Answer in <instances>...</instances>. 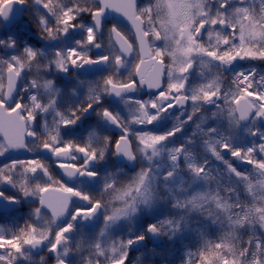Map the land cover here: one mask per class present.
I'll use <instances>...</instances> for the list:
<instances>
[{"label":"snow or ice","instance_id":"snow-or-ice-1","mask_svg":"<svg viewBox=\"0 0 264 264\" xmlns=\"http://www.w3.org/2000/svg\"><path fill=\"white\" fill-rule=\"evenodd\" d=\"M256 2L259 8L255 6ZM27 3L28 0H0V24L11 23L14 6L20 5L23 11ZM33 3L38 6L37 24L45 40L60 39L69 34L70 29L77 28L83 33V38L75 41V47L54 49L51 57L44 49L28 44L18 54H12L7 59L0 57V132L3 133L0 155L9 149L32 151L33 148L25 141V137H31L35 148L49 151L57 160H80L79 166L72 162H60L58 167L63 170L64 176L69 179L88 178L100 184L101 188L97 196L68 186L62 179L53 176L49 166L37 158L12 160L0 167V184L10 185L20 198L29 203L34 202L32 198H38V206L31 210L30 216L44 220L42 226L26 222L18 232L0 226V249L7 250L0 252V264H17L19 258L31 264V250L40 246L47 247L49 252L55 254L56 264H72L73 252L81 256V264H101L100 257H104V264H156L158 257L160 264H173L167 249H148L146 239L152 241L167 237L173 241L189 230V218L193 213L203 215L205 212L211 224L219 227V235L216 239H210L205 230L207 225L195 230L199 246L195 252L186 249L181 264H193L194 260H198L199 264H264V129L253 127L264 120V75L257 80L254 69L248 73L236 71L231 80L234 90L230 88L221 95L220 87L223 72L230 71L234 66L233 61L238 58L264 61V0H254L253 3L249 0H155V3L145 6L138 4L137 0H72V6H54L52 0H33ZM41 8L55 17V27L50 26L48 15L40 11ZM109 9L131 22L135 39L112 26L107 29V50L90 55L91 49L104 48L100 36L105 29L104 19ZM84 13L91 18L89 25L78 22ZM228 29L232 31L228 32ZM205 34L209 37L215 34V44L206 46L201 39ZM161 39L164 46L156 47L155 41ZM137 45L135 60L129 64L127 57L136 51ZM0 46L14 51L19 48L12 37L0 40ZM165 56L171 61L167 66L164 64ZM204 57L209 58V63L219 62L215 64L217 74L199 87L187 88L190 69L197 59L203 62ZM149 61L154 66V72L146 78L141 65ZM34 63L36 77L21 87L20 82L27 72L32 71ZM96 65L105 66L110 74L102 82L79 81V84H87L88 87L85 100L71 106L67 114L56 111L59 100L55 96L50 95L48 103L42 101L38 94L41 88L56 94L60 90L54 88L52 80L41 83V72L46 73L54 68L58 72L69 73L70 69ZM122 69H127L126 76ZM165 75L166 88L162 87V77ZM145 86L160 90L149 100L131 101L138 114H130V118L110 111L101 103L105 96L114 95L127 106L128 94ZM34 89L36 93H33ZM220 99L223 105L217 103ZM189 101L191 111L187 121L201 112L204 104L216 106L212 117L226 115L228 119L233 134L227 136L215 135L218 132L215 127L202 128L200 123L196 124V129L208 137L204 141L206 150L226 165L225 171L230 181L226 185H221V177L212 176L207 161L198 162L185 144L165 147V142L180 132L187 121L177 117L178 123L166 134L135 132L131 127L133 124L151 125L169 109L174 106L183 109ZM90 110H94L104 124L120 129L118 138L113 139L96 126L89 131L88 140L82 143H77L75 139L64 140L61 132L76 125ZM49 111H53L58 119L54 118L51 125L45 120L41 126L43 133H38L32 127V122H38V117ZM241 127L247 134L258 136L260 142L247 147L234 146L235 131ZM41 135H46L47 139L36 144ZM192 142L191 139L187 141ZM223 150L230 152L237 160L252 165V172L245 174L238 171L224 159ZM165 152L168 168L162 171L155 159ZM109 155L129 163L140 159L147 161V165L142 164L140 170L126 181L121 179L123 168L106 171L101 176L96 170L97 166ZM182 159L191 174V184L202 181L208 185L216 181L217 189L208 188L188 194L191 185L186 187L179 175ZM17 169L21 170L20 180L13 175ZM36 177L39 179L33 182ZM221 186L226 193L224 196L220 195ZM241 186L251 197L250 200L241 199ZM162 189L166 194H162ZM105 194L111 195L112 199L105 200ZM74 197L88 206L73 207ZM169 200L171 207L179 210L177 215L148 223L139 232H133L129 227L127 239L113 240L110 245L102 244L99 238L91 241L81 239L74 246L68 242V234L74 232L78 220H91L98 214L102 215L103 228L99 236L103 237L108 229L121 221L131 226L138 215L151 212L161 201ZM0 201L6 202L5 207L20 203V199L7 196L3 191H0ZM113 201L119 202V206H113ZM209 203L214 204L218 211L206 209L205 205ZM46 209L50 210V216L46 214ZM59 220H63V223H57ZM241 232L247 233V240L241 238ZM141 248L145 250L140 251L134 261L130 260V250ZM84 251L88 252V257L82 255ZM44 260L42 256L39 264H44Z\"/></svg>","mask_w":264,"mask_h":264},{"label":"flooded vegetation","instance_id":"flooded-vegetation-1","mask_svg":"<svg viewBox=\"0 0 264 264\" xmlns=\"http://www.w3.org/2000/svg\"><path fill=\"white\" fill-rule=\"evenodd\" d=\"M150 3H155V0H140L139 4L141 6L149 5ZM34 10L29 9L28 15L29 18L22 19L18 21L15 26L5 32L11 33V37L16 40L17 44L19 45V48L17 50H12L11 49V55L12 54H18L22 52V47L25 44H28L30 46H33L35 48H40L44 49L45 51L48 52L49 57L52 56L53 50L54 49H59L61 47L67 48V47H75V41L80 40L83 38V33L79 28L77 29H70L69 34H65L64 37L57 39V40H52L48 41L43 38L44 34L41 32L40 27L37 24V19H36V11L38 9L37 5H34ZM213 7H215V3H213ZM40 11L44 12V10L41 8L39 9ZM47 14V12H44ZM48 15V14H47ZM107 14H105V29L103 30L102 36H100V40L102 44L104 45V48L97 50L95 48L91 49L90 55L94 54H99L101 51H106L108 48V32L107 29L116 26L118 29L121 31L127 33L130 35L131 39H135L134 33L135 29L133 28L131 22L127 20L125 17H123L120 13H117V15L111 16V17H106ZM50 20V26L55 27V18H49ZM125 19V20H124ZM79 23L89 25L91 23V18L89 15H83L80 16ZM164 42V41H163ZM155 46L156 47H163L164 43L159 42V40L155 41ZM117 48L119 45L116 46ZM138 51V45L136 51H134L130 56L127 57L129 59V64L133 63L135 60V56ZM7 59V57H4ZM206 58V57H205ZM147 59V58H146ZM170 58L168 56L164 57V64L167 66L170 63ZM41 64L44 63V61H40ZM257 62H254V65H256ZM210 63L208 60H201L197 59L193 65V68L190 69L189 72V78L188 81L186 82V87L191 89V88H196L199 87L200 85H203L207 83L215 74L211 73V68ZM242 67L239 65L237 66V69L234 71H239L241 70ZM123 75H127V69L121 70ZM141 71L142 73L145 74L146 78L151 76L154 72V66L152 63L149 61L145 63L144 65H141ZM233 72V73H234ZM233 73L227 74L226 72H223L222 74V79L220 81V87L221 91L226 90V85L228 83H231V77ZM110 74V70L106 69L105 66L103 65H96V66H85L82 69H70L69 73H63V72H58L54 68L48 72H41L40 73V78H41V83H43V80H52L53 85L55 89H59L60 92L59 94H56L55 92H51L48 89L41 88L39 90V95L42 98V101L44 103H48V99L50 95L55 96L59 100V107L56 109V111L59 112H64L67 114V110L73 106L78 104L80 101L85 100V94L88 91L87 84L81 85L79 84V81H86V82H102L103 78L106 77L107 75ZM36 77V69H35V63L33 64V69L31 72H27V75L24 77V79L20 82V86L24 87L27 85V83L32 79ZM137 80H139V77H136ZM6 83V80H5ZM167 86V76L165 75L162 77V87L166 88ZM73 89H75V95L73 94ZM160 89H148L146 86L138 88L135 92L129 93L128 94V99H129V104L126 106L124 103L121 102V100L114 95H108L105 96L101 103L103 106L108 107L110 111L114 112H119L123 117H129L130 114H138L136 113V106L134 103L131 101H134L136 99L139 100H149L151 98H154ZM33 93H36V90H32ZM27 103V101H25ZM223 105V104H222ZM211 104H204L203 107L201 108V112H198L195 117L191 121H187V116L188 113L191 111V101H189L184 108H180L179 106H174L172 109H169L167 113H164L161 115V118L157 121H154L153 124L151 125H137L133 124L131 125L133 131L135 132H144L148 131L153 134H166L167 131H169L175 123H178L177 117H179L180 120L187 121L184 126L185 131L182 134L176 133L175 136L170 137L168 141L165 142V147L166 148H171L174 146H179L181 144H184L183 142H179V138L182 137L183 135L185 136L186 139H189L190 136L193 135V133H201L198 129H196V124L200 123L202 128H209L210 124L211 127L219 128V125L222 123L224 126V131H225V119H222L223 117H219L217 120L212 119L211 113L215 112L216 106L213 105L210 107ZM26 115V113H25ZM202 117H205L206 119H202ZM218 117V116H217ZM55 119H58V117H55V113L53 111H49L47 114H41L40 117H38V122H32V127L36 128L38 133H43V128L41 127L44 123L45 120L48 121L49 125L52 124V122ZM96 126L101 127L104 130V133L106 135L111 136L113 139L118 138V136L121 134V130L116 128L115 126H109L104 124L102 121L99 120V118L96 116L94 110H90L88 113H86L84 116L81 117V120L77 122L76 125H71L67 129H64L61 132V135L64 140H69V139H75L77 143H82L86 140H88L89 137V131ZM63 128V126H61ZM202 134V133H201ZM200 139H203V137L199 136ZM44 139H47L46 135H41L39 140H36L35 143L39 144L41 141ZM134 139V138H133ZM29 147H32L33 150L30 151V155L28 156H23V157H16L12 156L10 154L11 149L6 151L3 155H0V167H2L5 164H9L12 160H27V159H41L42 162H44L46 165L49 166V169L53 176H55L57 179H62L63 182H65L68 186L75 187L78 189H81L83 191L93 193L95 195L100 194V188L101 185L89 180L88 178L84 177H78V178H73L69 179L67 176H64L63 170L59 169L58 164L60 162H72L76 163L77 166H79L80 160L77 161H64V160H57L56 157L52 156V154L42 148H35V144L33 143V140H31L28 143ZM78 156H82V154H77ZM123 159L117 158L114 156L109 155L108 158L105 161H100L98 166H97V171L99 175H103L106 171H114L116 168H123L124 173L129 176L130 170L128 167L123 163ZM125 160V159H124ZM157 162L160 163L161 165H167L168 166V160L167 158L161 156L156 158ZM140 168L142 165V160L138 159ZM21 170L17 169L16 172L13 174L14 178L17 180L22 179L21 175ZM36 179H39V177H36L33 179V182H36ZM55 187V185H54ZM0 191H3L5 195L7 196H14L20 199V205L21 209L15 213V214H5V215H0V221L1 225L2 224H9L12 223L14 218L16 216L21 215V218H17L16 225L14 226V232H18L19 228L25 227L26 222H35L38 226L40 224L38 223V220L34 217L30 216V208L26 205L25 201L19 197V194L15 189H13L10 185H3L0 184ZM109 194H105L104 199L107 200L109 198ZM75 206H81V207H87L88 205L84 201H80L78 198H73V207ZM46 214L50 216V210H45ZM94 218V217H93ZM92 218V219H93ZM91 219V220H92ZM91 220H78L76 229L74 230L72 235H69V244L71 246H74L76 242L79 241V235L83 233H94L97 230H99L102 225H103V217L100 225L98 227H91L92 229H89V223ZM61 222H58L59 224L63 223V220H60ZM66 222V220H65ZM92 220V224H93ZM146 228V227H144ZM139 232V231H138ZM148 242L151 241L150 239H146ZM138 254V253H137ZM31 256H32V262L31 264H39L40 258L43 256L45 258L44 264H56V256L54 253H51L47 250V247L45 251L40 255L37 256L36 254L33 253L31 250ZM137 255H132L130 254V260L135 258ZM81 256L77 255L75 252L72 254V264H78L80 261ZM24 264H29L28 261L25 260Z\"/></svg>","mask_w":264,"mask_h":264},{"label":"rangeland","instance_id":"rangeland-1","mask_svg":"<svg viewBox=\"0 0 264 264\" xmlns=\"http://www.w3.org/2000/svg\"><path fill=\"white\" fill-rule=\"evenodd\" d=\"M174 2H176V0H174ZM249 2L253 3L254 0H249ZM255 6L257 8H259L258 2L255 3ZM84 14H82L81 16H83ZM157 28L159 30L158 25H157ZM212 28L217 29V26H212ZM217 30H221V29H217ZM227 31L231 32L232 29H228ZM5 32H6V30L3 27H1V25H0V40H7L9 37H11L10 32H8V33H5ZM159 42L164 43L163 39L159 40ZM215 42H216L215 34H213L211 37L207 36L206 40L204 41L206 46L209 43L215 44ZM237 43H238V40H237ZM221 47H223V46H221ZM5 52H6V54H8V57L11 55V49H5ZM206 59L209 60V58H207V57L206 58L204 57L203 60H206ZM237 61L240 63V66L242 67V69L239 71H244L245 73H248L254 69V67H245L244 63H246V62L249 63V62H256L257 61V63L259 62L260 64H264V61H260V60H249V59L239 60V58H238ZM218 63L219 62L210 63V66H212L211 67L212 68L211 69L212 74H215L217 72L215 64H218ZM254 70L257 73L256 79L259 80V76L264 75V71H258L257 69H254ZM231 79H232V77H231ZM254 87H259V86L254 85ZM233 90H234V88H233ZM219 117L220 116L211 117V118L212 119L216 118V120H217ZM221 117H223L222 119L226 120V123L228 124L229 130H231L226 115H221ZM222 125H223L222 123L219 125V130L215 135L218 136L220 134H224L226 136V133H225ZM185 127L186 126H183L182 130L178 133L182 134L185 131ZM210 127H211V124H210ZM253 127H259L261 129H264V120L258 121L256 125H253ZM199 136L203 137V139H200ZM186 138L183 135L182 137L179 138V142L181 140V142H183L186 145L187 149L192 153L194 158L198 162L207 161V167L211 170L212 176H216L218 178L221 177V181H220L221 185H226V184L230 183V181L228 179V174L225 171L226 165L223 163V161L216 160L211 155V153H209L206 150V146L204 144V141L206 139H208V137L205 136L204 134L197 133V134L189 137V139H191V141H193L192 143H187V141L189 139H186ZM232 143L234 146H237V147H247V146H251L253 143H256V142L254 141V137L247 134L244 130V127H242V128H239L238 130L235 131V138L232 141ZM257 155H259V154L257 153ZM162 156L167 158V153L166 152L163 153ZM224 159H226V158L224 157ZM155 162H157L156 159H155ZM142 164L146 166L147 161H142ZM158 164L161 166L162 171L167 170V168H168L167 165L166 166L161 165V162ZM181 168H182V171H180L179 175H180V177H182L184 179L185 186L187 187V186L191 185L188 188V194H192L194 192L206 190L208 188H211L212 190L217 189V188H215L217 186L216 181H212L208 185H205L202 181L198 182L197 184H191L192 177H191V174L189 173V171L187 170V168L184 166L183 159L181 160ZM246 174H248V173H246ZM134 175L135 174H130V173H129V176L125 175V174H121V179L126 181L128 178H130ZM176 182L179 183V180H177ZM253 182H255V174L253 175ZM161 183H162V181H161ZM213 186H215V187H213ZM161 191H162V194H166L164 189H162ZM219 191H220L221 196L226 195L222 186L220 187ZM240 195H241V199H244V200H246L245 198H247V200L251 199V197L246 195L244 190H241ZM244 195L246 197H244ZM32 199L34 201L33 203H35V201L38 198L34 197ZM111 199H112V197L109 196V198L107 200H111ZM25 203L28 206H31L33 204V203H29L27 201H25ZM113 206H119V202L113 201ZM205 208L210 209L213 212L218 211L215 209V205L212 203L205 205ZM178 211L179 210L171 207V201L170 200L169 201H161L159 206L157 208H155L153 211L144 212V213H141L140 215H138L135 223L131 226L128 225L127 222L121 221L118 225L113 226L111 229H108L105 236L100 237L99 233H100V230L103 228V225H102V227L94 233L80 234L79 235V241L81 239L91 241L93 238H99V240L102 244L110 245L113 240H119L120 238L127 239L129 227L132 228L133 232H138V231H141L142 229H144V227H146L149 222H155L157 219H164L165 217H171V216L177 215ZM206 216H207L206 212L203 215L201 213H193L191 215V217L189 218V225H190L189 230L185 231L180 237H177L173 241H169L167 239V237H165L167 239V242H168L167 243L168 244L167 250L171 253V256L169 258L173 261V264H181V257H182L183 252L186 249L191 250L193 252H195L197 250V247L199 246V241H198V237L196 235L195 230L205 228V226L207 225V228L205 230L207 231L210 239H213L214 235H217V236L219 235V232H220L219 227L217 225H212L210 220H208L206 218ZM17 218L18 219L21 218V215L16 216L14 218V220L12 221V223L5 224L3 226L7 229H10L12 232H14V226L16 225ZM38 223L40 224V226H42L44 224V220L43 221L38 220ZM72 234L73 233H70L69 235H72ZM242 235H243V232L240 233V236H242ZM5 251H7V250L0 249V252H5ZM82 255L84 257H88V252L84 251L82 253ZM129 255H130V253H129ZM93 259H94V257H93ZM99 259H100V261L104 262V257H100ZM156 259H157V262L160 264V258L158 257ZM194 262H195V260L193 261V264H194ZM24 263H25V260L23 258L18 259L17 264H24ZM78 264H81V258H80V261Z\"/></svg>","mask_w":264,"mask_h":264},{"label":"water","instance_id":"water-1","mask_svg":"<svg viewBox=\"0 0 264 264\" xmlns=\"http://www.w3.org/2000/svg\"><path fill=\"white\" fill-rule=\"evenodd\" d=\"M138 1L139 0H137V3H138ZM20 8H21V6L20 5H16V6H14V9H13V21L11 22V23H4V25L7 27V28H11L13 25H14V23L16 22V20L18 19V18H22V17H24V15H25V11H26V8H27V5H25V6H23V11H21L20 10ZM109 11V12H108ZM107 16L106 17H111V16H114V15H117V12H115V11H113V10H111V9H109V10H107ZM2 19V18H1ZM206 35V34H205ZM205 35L204 36H202L201 37V39L203 40L204 38H205ZM233 67H232V69L230 70V71H227L228 73H230V72H232V71H234L235 69H236V62L235 61H233ZM220 101H222V99H220ZM212 107V106H211ZM0 136H2L3 137V133L2 132H0ZM256 140L257 141H259V137L258 136H256ZM225 153H226V155L227 156H230V152H227L226 150H225ZM236 161L239 163V165H240V168H242V169H244V168H251V167H253L252 165H249V164H247L246 162H243V161H240V160H237L236 159ZM128 161H126L125 163H127ZM133 163V164H132ZM131 164L130 163H127L128 164V166L131 168V170H133V171H137V169H138V164H137V162H132ZM96 219L97 220H95V224H97L98 223V221L100 220V215L98 214V216L96 217ZM162 242H163V240H162V238H159V239H157V240H154V243L156 244V245H161L162 244ZM146 243V242H145ZM146 246H147V243H146ZM133 250H136V249H133Z\"/></svg>","mask_w":264,"mask_h":264},{"label":"trees","instance_id":"trees-1","mask_svg":"<svg viewBox=\"0 0 264 264\" xmlns=\"http://www.w3.org/2000/svg\"><path fill=\"white\" fill-rule=\"evenodd\" d=\"M29 2V1H28ZM233 133H232V131H228L227 132V135H232ZM234 165H236V162L234 161ZM238 171H241V172H243V173H249V172H251L252 170H238ZM212 186V185H211ZM213 187H215V186H213ZM215 188H217V186L215 187ZM241 190H243V186H241ZM244 197H246L245 195H244ZM246 200H247V198H245ZM216 237H217V235H214V237H213V239H216ZM241 238L243 239V240H247V238H248V236H247V233L246 232H243V235L241 236ZM156 264H159L158 262H157V260H156ZM194 264H199V261L198 260H195V262H194Z\"/></svg>","mask_w":264,"mask_h":264}]
</instances>
